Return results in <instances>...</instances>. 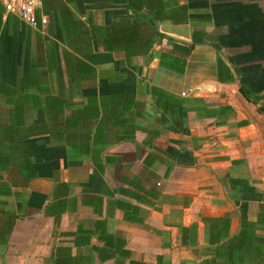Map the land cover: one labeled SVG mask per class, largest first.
<instances>
[{
	"label": "crops",
	"instance_id": "crops-1",
	"mask_svg": "<svg viewBox=\"0 0 264 264\" xmlns=\"http://www.w3.org/2000/svg\"><path fill=\"white\" fill-rule=\"evenodd\" d=\"M163 1L132 58L66 42L126 0L0 1V264H264V0Z\"/></svg>",
	"mask_w": 264,
	"mask_h": 264
},
{
	"label": "trees",
	"instance_id": "trees-1",
	"mask_svg": "<svg viewBox=\"0 0 264 264\" xmlns=\"http://www.w3.org/2000/svg\"><path fill=\"white\" fill-rule=\"evenodd\" d=\"M126 1L127 8L133 12V16L116 22L111 26L88 27L83 22L75 20L70 14L66 21L67 45L75 53L83 55L84 50L79 49L77 45L80 42L82 44L86 41L84 38H92L97 40L100 46L106 51L124 52L128 58L148 56L154 45L163 38L156 22L172 18L173 15L165 12V3L163 0ZM76 39H80L79 43H77ZM194 42L195 44L202 43V38H198V35H196ZM194 46H191L190 49H193ZM215 48L217 50L219 49L217 46ZM63 55L71 84L79 83L84 79V74L88 73L89 66L68 50H65ZM243 92L248 98H251V94L245 86H243ZM117 99V102L127 100L124 97ZM253 102L258 104L260 98L255 97ZM0 162L8 164L9 159L0 158Z\"/></svg>",
	"mask_w": 264,
	"mask_h": 264
},
{
	"label": "built area",
	"instance_id": "built-area-1",
	"mask_svg": "<svg viewBox=\"0 0 264 264\" xmlns=\"http://www.w3.org/2000/svg\"><path fill=\"white\" fill-rule=\"evenodd\" d=\"M6 13L17 16L25 25L32 29L39 26V11L43 0H0Z\"/></svg>",
	"mask_w": 264,
	"mask_h": 264
}]
</instances>
